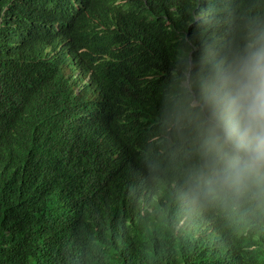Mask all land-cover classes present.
I'll return each mask as SVG.
<instances>
[{"label": "trees", "instance_id": "obj_1", "mask_svg": "<svg viewBox=\"0 0 264 264\" xmlns=\"http://www.w3.org/2000/svg\"><path fill=\"white\" fill-rule=\"evenodd\" d=\"M260 36L264 0H0V264H264V207L190 194L205 86Z\"/></svg>", "mask_w": 264, "mask_h": 264}, {"label": "clouds", "instance_id": "obj_2", "mask_svg": "<svg viewBox=\"0 0 264 264\" xmlns=\"http://www.w3.org/2000/svg\"><path fill=\"white\" fill-rule=\"evenodd\" d=\"M65 58L69 76L91 83L90 73L71 52ZM89 89L98 94L93 85ZM202 108L205 164L190 188L192 198L237 205L251 201L264 207V36L247 45L228 66L214 71L205 86Z\"/></svg>", "mask_w": 264, "mask_h": 264}, {"label": "bare ground", "instance_id": "obj_3", "mask_svg": "<svg viewBox=\"0 0 264 264\" xmlns=\"http://www.w3.org/2000/svg\"><path fill=\"white\" fill-rule=\"evenodd\" d=\"M74 59H71V61H73Z\"/></svg>", "mask_w": 264, "mask_h": 264}]
</instances>
